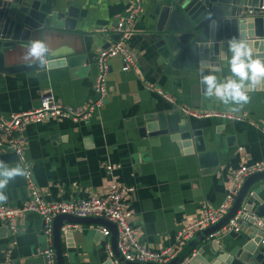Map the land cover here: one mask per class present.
<instances>
[{"label":"crops","instance_id":"crops-1","mask_svg":"<svg viewBox=\"0 0 264 264\" xmlns=\"http://www.w3.org/2000/svg\"><path fill=\"white\" fill-rule=\"evenodd\" d=\"M142 1V13L126 42L138 71L123 70L121 57H111L105 76L106 95L87 120L30 122L16 131V136L31 178L48 202L69 203L104 195L113 182L132 187V191L122 193L124 206L131 212L128 223L139 244L158 251L173 248L183 226L199 218L204 209H215L223 202L234 171L264 160V89L258 86L249 90L250 100L243 107L205 97L207 86H202L197 71L171 67L156 53L153 33L157 1ZM71 3L78 14L75 27L51 28L43 38L50 49L48 69L0 74L1 115L37 108L44 96L72 112L86 111L95 99L96 57L117 41L114 26L125 2L65 0L66 6ZM227 47L222 51L224 57L231 55ZM226 63L219 61L221 70L216 75L221 81L231 76ZM179 107L245 115L241 119L191 117L180 111L193 128L202 130L206 150L214 153V167H202L192 152L193 144L176 140L172 133L141 135L145 116ZM0 161L9 167L20 165L18 156L1 144ZM5 193L8 199L2 203L20 206L30 194L25 177L11 180ZM11 221L17 229L15 235L10 234L8 222L0 218V264L6 257L8 264H44L46 236L41 216L29 212ZM71 224L77 225L71 236L61 234L65 263L112 264L105 251L107 238L98 229L108 226L90 221ZM239 228L240 233L246 231L240 224ZM216 239L219 247L233 241L228 233ZM209 241V236L201 240L195 234L178 256L190 248L188 258L195 252L203 259L209 253ZM202 245L206 249L199 252Z\"/></svg>","mask_w":264,"mask_h":264},{"label":"water","instance_id":"water-1","mask_svg":"<svg viewBox=\"0 0 264 264\" xmlns=\"http://www.w3.org/2000/svg\"><path fill=\"white\" fill-rule=\"evenodd\" d=\"M156 1L154 13L157 19L153 46L156 53L171 67L186 66L197 71L201 78L200 59L214 65L219 64L224 57L222 51L226 48V41L237 35L238 29L247 30L248 38L253 42L254 53L264 57V11L250 12L251 9L264 6V0ZM77 17L76 8L72 3L66 6L65 0H0V74L45 68L39 61L29 65L23 60V53L27 51L26 43L33 39H43L51 28H74ZM209 44L212 46L209 47ZM204 74H208L207 71ZM259 87L264 89V85ZM140 132L141 135L172 133L176 140L185 141L187 145L193 144L192 152L197 155L202 167L215 165V162H211L214 153L206 150L202 130L193 128L188 118H182L180 109L171 108L145 116ZM12 153L17 156L13 151ZM263 180L264 171L249 175L223 217L215 224L201 229L196 235L201 240L208 237L225 226L239 211L251 214L238 220V224L245 227L246 231L228 232L233 241L222 243L220 247L217 239H210L207 244L208 255L199 259L193 252L188 264H264ZM252 185L254 188L250 191ZM88 221L111 226V246L123 264H154L124 261L116 246L117 227L112 222L99 217L65 214H59L53 219L55 264H65L60 227L66 223ZM71 232L65 235L70 237ZM205 249L206 245H202L198 251L204 252ZM43 259L46 264L44 257ZM179 260L180 256H176L167 264H176Z\"/></svg>","mask_w":264,"mask_h":264},{"label":"built area","instance_id":"built-area-1","mask_svg":"<svg viewBox=\"0 0 264 264\" xmlns=\"http://www.w3.org/2000/svg\"><path fill=\"white\" fill-rule=\"evenodd\" d=\"M125 6L120 18L116 21L114 32L119 35L117 41L102 49L97 57V75L94 81L95 99L87 107L86 111H69L66 110L61 102L54 101L49 96H44L40 100V105L32 110L10 113L8 115L0 114V144L8 150L13 151L19 158V163L24 167L28 175L25 177L29 186V197L20 206H8L0 203V218L8 222L10 234L15 235L17 232L16 226L12 223L15 217H22L26 213H37L43 220V233L46 236V245L43 249L42 256L45 258L46 264H55V251L53 247V219L59 214L71 215L76 217H99L104 218L117 227L116 246L120 257L124 261L132 263H154L167 264L176 256L181 249L193 239L195 234L201 229L213 225L218 222L223 215L228 211L234 202V199L244 182L251 174L264 171V160L255 161L250 164L241 165L232 174V183L227 188L224 200L215 209H204L202 215L196 220L183 226L175 236V244L173 248H165L163 250H151L139 244L135 238V230L128 223V217L131 212L124 206L122 193L132 191V187H124L117 182H113L104 195L91 196L89 198L80 199L74 202H48L43 199L40 191L37 189L35 182L31 178V169L28 163L24 160L22 147L19 139L16 136V131L24 127L30 122H40L51 118H72L87 120L90 113L99 108L101 102L106 95V70L108 61L111 57L119 55L123 61V70L134 69L138 71L136 58L128 49L126 42L131 35V28L137 17L142 13V0H124ZM257 10V11H256ZM251 9L250 12L261 13L264 11V6H258L257 9ZM141 75L140 73H138ZM162 93L161 91H159ZM168 101H173V98L168 94H163ZM180 111L191 117H207L220 116L222 118H237L241 119L245 115H236L234 112H211V111H196L185 107H179ZM110 166L106 169L110 170ZM251 216L248 213L237 212L229 222L221 229L211 233L210 239H215L230 231H240L238 220L242 217ZM260 219H258L259 221ZM77 225L66 223L60 227L61 234L73 230ZM98 229L107 238L106 254L112 264H123L114 252L110 236L111 231L108 227L99 226ZM194 254V253H193ZM192 254V255H193ZM191 255V256H192ZM188 256L180 259L176 264H188ZM3 264H8V258ZM70 264V263H65Z\"/></svg>","mask_w":264,"mask_h":264},{"label":"clouds","instance_id":"clouds-1","mask_svg":"<svg viewBox=\"0 0 264 264\" xmlns=\"http://www.w3.org/2000/svg\"><path fill=\"white\" fill-rule=\"evenodd\" d=\"M226 42L227 51L231 55L222 59L226 60L231 76L223 81L219 80L216 72L221 70V64L214 65L203 58L200 59L201 84H207V91L203 95L213 97L225 105L233 104L243 107L250 100L249 90L264 85V57L254 53L253 42L248 38L246 29H238L237 35L230 37ZM25 48L27 51L23 53V60L27 64L31 65L39 61L48 69L50 49L43 39L30 40ZM29 58L33 59L29 60ZM205 71L208 74H204ZM27 175V170L21 165L9 167L0 161V203L8 199L5 189L9 182L17 176L26 177Z\"/></svg>","mask_w":264,"mask_h":264},{"label":"trees","instance_id":"trees-1","mask_svg":"<svg viewBox=\"0 0 264 264\" xmlns=\"http://www.w3.org/2000/svg\"><path fill=\"white\" fill-rule=\"evenodd\" d=\"M192 253L191 249L189 248L187 250V252L183 253V254H180V258L183 259L184 257L190 255Z\"/></svg>","mask_w":264,"mask_h":264}]
</instances>
